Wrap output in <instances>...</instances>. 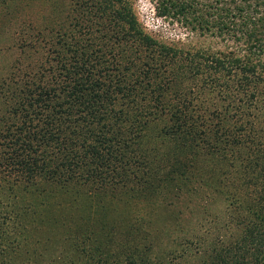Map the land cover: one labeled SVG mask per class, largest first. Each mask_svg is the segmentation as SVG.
<instances>
[{"label": "trees", "instance_id": "trees-1", "mask_svg": "<svg viewBox=\"0 0 264 264\" xmlns=\"http://www.w3.org/2000/svg\"><path fill=\"white\" fill-rule=\"evenodd\" d=\"M181 4L179 11L183 12L188 5ZM172 5L179 6L178 2ZM238 9L243 11L241 7ZM78 11L73 15L71 28L60 32L58 43L64 48L58 53L59 64L52 80L22 79L12 87L5 96L8 109L4 114L5 127L0 130V146L7 145L0 152V167L19 166L21 172L28 173V181H34L36 173L45 174L53 184L59 185V195L67 197L65 202H72L70 205L77 206L80 212L75 218L85 225L82 230L85 234L64 238L62 254L56 261L60 260L59 264H264V147L256 141L259 139H251L254 148H240L243 162L253 169L246 174L245 181L256 187L251 194L250 191L243 194L240 203H249L245 207L252 214L238 220L241 231H237L234 239H226L223 245L217 246L215 240L197 238L194 241L195 238L188 236L180 239L165 234L166 231L145 234L148 220L137 225L129 217L139 191L153 194L151 189L155 191V186L172 183L175 178L179 180V174L185 175L194 167L199 170L196 155L185 160L171 152L168 156L172 161L167 165L168 157H164L161 145L147 144V124L162 115L164 106L179 104L178 97L165 96L172 90V79L176 77V73L173 77L168 75L167 66L185 58L198 70L214 73L226 70L228 74L240 68L254 74L257 66L264 67V61L258 59L264 52V36L247 32V22L241 21L237 30L243 34L237 41L247 32L244 57L234 51L218 54L202 49L187 50L146 32L132 0H81ZM261 21L264 27V15ZM215 24L209 25L208 20L202 19L200 25L207 31ZM217 27L221 34L226 30L231 33L230 21H219ZM177 65L179 69L183 67V64ZM211 79L215 82L217 78ZM227 83L221 85L229 87ZM229 90L231 94L236 93H232V87ZM233 103L230 107L239 114L241 107H233ZM170 113L183 119L174 133L188 127L189 134L212 143L210 135L216 134V130L209 135L213 129L206 128L208 125L201 127L191 114L183 115L176 110ZM243 127L236 122L229 130L234 143L245 142ZM14 140L17 142L13 145ZM198 150L195 149V154ZM221 151L212 152L211 160L219 155L228 160ZM217 169L207 172L213 173L208 177L216 181L218 189L230 177L223 176L225 172L215 173ZM207 186L216 188L213 182ZM117 204L123 206L121 218L117 216L111 221L106 218L107 214ZM171 205L178 215V204L171 201ZM88 206L92 207L87 209ZM97 208L100 210L96 211ZM165 208L176 224L180 217L169 205ZM98 212L106 214L104 221L97 224L88 219ZM114 223L120 228L119 234H113ZM76 225L78 222L70 221V226ZM4 237L11 244L12 234H0V238ZM207 240L209 245L205 243ZM194 245L198 253L203 250L205 257L192 263L190 253ZM63 257L66 258L62 263ZM7 258L4 252L0 253V264H6Z\"/></svg>", "mask_w": 264, "mask_h": 264}, {"label": "rangeland", "instance_id": "rangeland-1", "mask_svg": "<svg viewBox=\"0 0 264 264\" xmlns=\"http://www.w3.org/2000/svg\"><path fill=\"white\" fill-rule=\"evenodd\" d=\"M80 1L0 0V130L5 127L4 114L8 109L5 96L11 92L12 87L17 86L22 79L45 77L52 80L55 74L53 71L59 64L58 53L64 48L58 43L60 32L71 28L73 15L80 13ZM172 2H178L179 6L172 5ZM181 3L188 5L183 12L179 11ZM132 4L146 32L162 42L187 50L202 49L218 54L234 51L237 56H243L246 52L244 40L247 32L264 36L261 21L264 0H132ZM240 7L243 11H239ZM202 19L208 20L209 25L216 24L206 31L200 25ZM219 21H230L231 33L226 30L221 34L217 27ZM241 21L247 22L246 30H249L238 42L237 37L243 34V31L237 30ZM258 59L264 61V52ZM177 64H183V67L179 69ZM167 70L171 77L176 73V79H172V90L178 91L169 90L165 96L171 99L178 97L176 100L179 104L176 106L173 102L172 105L164 106L166 110L162 109V115L147 124V144L153 147L161 145L164 157H168L167 165L168 161H172L168 156L171 152L185 160L196 155L199 170L192 166L194 168L185 175H178L179 180L175 178L172 183L155 186V191L151 189V192L156 194L139 191L129 217L137 221V225L148 220L145 234L166 231L165 234L180 239L188 236L195 238L194 241L197 238L215 240V244L221 246L226 239H234L237 231H241L238 220L252 214L245 207L249 203H240L244 192L250 191L251 194L253 187H256L250 186V183H254L247 184L245 181L246 174L253 169L243 162L240 148H254L251 139H259L256 141L261 143V148L264 147V67L257 66L254 74L240 68L228 74L226 70L214 73L206 69L198 70L183 58L181 62L175 61L167 66ZM245 74L248 77L245 78ZM213 76L217 78L215 82L209 80ZM226 81L229 87L221 85ZM231 87L234 88L232 93H236L228 92ZM231 102H234L233 107H241L237 111L239 114L233 112ZM175 110L183 115L191 114L190 117L199 121L201 127L208 125L206 128L213 129L210 132L206 130L209 135L216 130V134L210 135L212 143L189 134L188 127L174 133L178 123L183 121L181 117L170 113ZM233 113L235 115L230 118ZM236 122L244 126L245 142L241 144L234 143L229 132L236 126ZM14 142L17 141L14 140L13 145ZM2 144L0 152L7 148L6 144ZM195 149H199L196 154ZM220 149L222 154L226 153L228 160L221 155L211 160V153ZM215 168L219 170L215 173L225 172L223 176L230 177L218 189L216 181L209 178L212 172H207ZM26 177L28 173L21 172L19 166L11 168L6 164L0 167V234H12L11 244L6 237L0 238V253L8 255L9 262L6 264H59L60 260H56L62 254L63 239L85 234L82 231L85 225L75 218L80 214L77 206L65 202L66 195H59V185L53 184L43 173H36L34 181H28ZM209 182H213L216 188L207 186ZM67 195L72 196L69 193ZM173 198L177 200L173 201ZM171 201L172 204H178V215ZM117 205L107 214V219L117 216L121 218L123 206ZM167 205L180 217L176 224L170 220L171 212L165 208ZM105 215L98 212L97 217L89 216L88 219L98 224ZM68 216L72 219L67 220ZM70 221H76L78 225L70 226ZM115 224L106 225L114 228ZM119 230L118 226L115 227L113 234H119ZM205 243L209 245L210 241ZM197 250L194 245L190 253L192 263L205 257L203 250L200 253Z\"/></svg>", "mask_w": 264, "mask_h": 264}]
</instances>
